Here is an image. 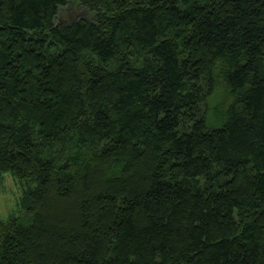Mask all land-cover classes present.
Here are the masks:
<instances>
[{
  "label": "trees",
  "instance_id": "obj_1",
  "mask_svg": "<svg viewBox=\"0 0 264 264\" xmlns=\"http://www.w3.org/2000/svg\"><path fill=\"white\" fill-rule=\"evenodd\" d=\"M6 174L0 264H264V0H0Z\"/></svg>",
  "mask_w": 264,
  "mask_h": 264
},
{
  "label": "rangeland",
  "instance_id": "obj_2",
  "mask_svg": "<svg viewBox=\"0 0 264 264\" xmlns=\"http://www.w3.org/2000/svg\"><path fill=\"white\" fill-rule=\"evenodd\" d=\"M217 102V100H215ZM23 189L18 181L10 174H6L3 180H0V219L8 220L12 216H21L22 210L19 206V200Z\"/></svg>",
  "mask_w": 264,
  "mask_h": 264
}]
</instances>
